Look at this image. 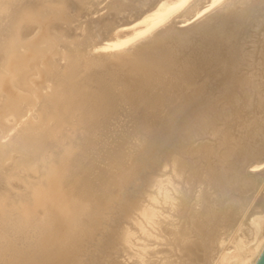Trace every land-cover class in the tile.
I'll list each match as a JSON object with an SVG mask.
<instances>
[{
    "label": "bare ground",
    "instance_id": "6f19581e",
    "mask_svg": "<svg viewBox=\"0 0 264 264\" xmlns=\"http://www.w3.org/2000/svg\"><path fill=\"white\" fill-rule=\"evenodd\" d=\"M264 0H0V264H256Z\"/></svg>",
    "mask_w": 264,
    "mask_h": 264
},
{
    "label": "water",
    "instance_id": "95a60500",
    "mask_svg": "<svg viewBox=\"0 0 264 264\" xmlns=\"http://www.w3.org/2000/svg\"><path fill=\"white\" fill-rule=\"evenodd\" d=\"M256 264H264V251H263V253L261 254V256H260V258H259V260L257 261Z\"/></svg>",
    "mask_w": 264,
    "mask_h": 264
}]
</instances>
